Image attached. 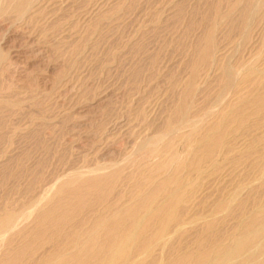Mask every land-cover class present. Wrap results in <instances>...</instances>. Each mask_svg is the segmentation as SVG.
Returning a JSON list of instances; mask_svg holds the SVG:
<instances>
[{"label":"rangeland","instance_id":"rangeland-1","mask_svg":"<svg viewBox=\"0 0 264 264\" xmlns=\"http://www.w3.org/2000/svg\"><path fill=\"white\" fill-rule=\"evenodd\" d=\"M36 1L0 0V264L59 263L56 246L167 177L196 192L182 211L195 222L155 255L232 245L264 201V106L223 119L241 75L264 70V0ZM216 121L237 147L200 160L195 139ZM81 172L105 180L90 189Z\"/></svg>","mask_w":264,"mask_h":264},{"label":"bare ground","instance_id":"bare-ground-1","mask_svg":"<svg viewBox=\"0 0 264 264\" xmlns=\"http://www.w3.org/2000/svg\"><path fill=\"white\" fill-rule=\"evenodd\" d=\"M32 6L34 7V5H32ZM32 6H30V7H32ZM2 10H3V8H2ZM23 13H25V12H23ZM13 43H14V41H13ZM9 45H10V43H9ZM6 46H7V44H6ZM9 48H10V46H9ZM249 69L247 71H249ZM245 72L243 73V75H241V81H239V84H238L239 86L241 85L242 87H240L239 90H236L237 93L239 92V96L237 98L235 97L236 100L231 105L232 109L228 110L226 114H223L224 120H225L224 116H228L231 113V111L234 109H239V108L245 109L250 104H253V103L258 104L259 103V105H257L256 110H254V111H253V109L251 110V112H253V113L256 112V114H257L259 112V111H257V109L259 108L258 110H260L261 107L264 106V94L249 95L247 93V90L245 87L246 86L245 84L253 82V83L257 84L258 87L264 88V70L260 69L259 67L258 68L252 67L251 72H249V73L246 72L247 74ZM242 114L244 115V111ZM241 118H243V117H241ZM217 121H219V120H217ZM217 121H216V123H214V125L211 127V129L208 132L201 135L198 139L197 138L195 139L197 142L196 144H198V146H196V147L199 148V150L200 149L202 150V155L200 157V160L203 158H206V157L207 158L211 157V159H212V156H213L212 154L215 153L216 151L220 152L219 155L221 158L220 157H218V158H220V159H222V157L225 158L228 154H230L231 152H234V150L237 147L233 143L232 144L230 142L227 143V140L225 139L226 134L224 133L222 126L227 122H223V121L217 122ZM241 127H243V126H241ZM255 127L260 128L258 126H255ZM249 129L251 130V128H249ZM246 131H247V129H246ZM246 131H245V133H246ZM211 132H213V133H211ZM247 133H248V131H247ZM235 139L236 138H234V140ZM263 141L264 140H262V142ZM255 152H254V154H255ZM260 152L261 151H258V153H260ZM217 155H218V153H217ZM259 157H262V155L261 156L259 155ZM235 158H234V160H235ZM213 160H214V163H216L218 159L215 157ZM261 160H264V159L262 158ZM260 162H258V163H260ZM258 163L256 162V164H258ZM184 164H186V162H184ZM263 166H261V167H263ZM103 169L104 170L108 169V165L97 166L93 169L90 168L91 171H94V170L95 171L96 170L101 171ZM258 170H260V169H258ZM81 173L82 174H80V177L82 176V179H83V177L89 178V176H90V178H91L92 176H95L94 178L92 177L91 179L87 178L88 180L82 182L84 184V186H86L87 188H90V189L93 187L94 188L99 187L100 182L102 180H105V179H103V176H98V175H103L102 173L95 174L92 176L91 175L88 176L86 174V172H81ZM106 176H109V175L107 174ZM76 178H74V179L75 180H82L80 178H78V179H76ZM104 178H106V177H104ZM109 179H110V177H109ZM104 183H106V182L104 181ZM153 185H154V187L151 188L152 190L147 194L140 195L139 199L133 205L131 204L132 206L127 207V205L125 204V206L123 208H121V209L119 208V211L114 212L112 215L110 214V216L97 217L96 221L94 220L95 223H94V226L92 227V229H90L89 231L86 232V238H85L86 240L85 241H82L81 238L79 237L76 239H71L70 241H67L61 245H58L59 246L58 248L56 246V248H55L56 252H54L55 253L54 257H55V255L58 257L61 252H62L61 253L62 256L58 258L59 263H56V262L55 263L56 264H64V263L65 264H94V263H91L90 261L87 262L86 260L79 261L78 258H79V256H82L83 254L84 255L95 254L96 258L98 257L97 259H99L98 263H95V264H165V263H163V259H159V257L161 255L158 254L159 257H157L155 255V252H156L157 248L159 251V249H160L159 246H161L162 244L166 245L169 240L171 242V239H173L172 237H174L173 235L177 232H181L182 229H184L187 226L186 225L187 223L189 224V223L193 222V224H194L195 220H192V219H194V217L190 221H187L188 217L184 218V216H183L184 213L182 211L183 210L186 211V209L191 204H193L192 198L195 197L196 192H194L193 189H189L190 188L189 184L183 182L182 179L171 180L170 178L167 177V178H163V179L156 181V182L154 181ZM244 187H246V186H244ZM227 194H230V193H227ZM241 194L239 196H241ZM197 195H199L198 191H197ZM79 196H80V192L77 194V197H79ZM221 196H222V194H221ZM199 198H201V197H199ZM204 198H205V196H204ZM207 199L209 200V198H207ZM239 199L241 200V198H239ZM81 200H83V199H81ZM224 200H225V197H224ZM237 202H238V200H237ZM234 203H235V201L233 202V204ZM119 204H121V203H119ZM214 204L215 203H213L212 206H214ZM209 205H211V204H209ZM237 206H238V204H237ZM189 208H191V207H189ZM187 210H189V209H187ZM201 210H202V207H201ZM201 210H199V212H202ZM230 211H231V209H230ZM181 212H182V214H181ZM199 212H198V214H200ZM193 214H195V213H193ZM198 214H196V216H198ZM203 218H206V217H203ZM216 221H217V219H216ZM206 222H207V224L204 228H206V227H207L206 229L213 228L214 222H212L211 220H206ZM241 225L243 227V231L241 230L242 232L241 233L238 232L237 235L234 232V234L236 236L234 237V243L232 245L231 244L225 245V244H222L218 241H215L216 237L212 238L214 240L211 241L208 246H204L203 241H198L197 242V248L195 250H186L184 252L178 251V253H173V255L170 257V259L168 260V262L166 264H264V201L258 204L256 211H253V213H250V215H247V217L244 220H242ZM197 226H199V225H197ZM215 226H216V224H215ZM151 228H152V233H149V229H151ZM8 230H9V228H8ZM210 230H212V229H210ZM201 231L202 230H200V233H201ZM196 232H197V230H196ZM205 232H206V230H205ZM176 236H178V235H176ZM199 240H202V239H199ZM173 242H174V240H173ZM60 250H62V251H60ZM52 263H54V262H52Z\"/></svg>","mask_w":264,"mask_h":264}]
</instances>
